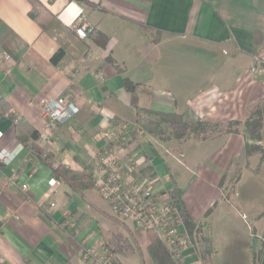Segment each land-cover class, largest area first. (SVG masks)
Returning <instances> with one entry per match:
<instances>
[{
  "label": "crops",
  "instance_id": "0c3cea01",
  "mask_svg": "<svg viewBox=\"0 0 264 264\" xmlns=\"http://www.w3.org/2000/svg\"><path fill=\"white\" fill-rule=\"evenodd\" d=\"M38 1L33 20L29 0H0V150L14 154L0 163V264H83V242L101 243L97 222L87 224L82 209L96 207V189H72L56 178L32 143L50 154L53 167L88 174L106 148L123 163L131 157L139 173L156 178L157 193L177 189L192 233L210 239L208 264H264V0ZM79 18L88 27L85 38L72 28ZM91 30L106 36L104 46ZM60 47L64 56L53 64ZM124 78L135 84L133 93ZM133 95L139 107L191 122H230L228 130L237 131L161 139L137 125ZM61 96L79 112L43 138L40 100ZM255 111L262 116L260 139L244 126ZM99 131L119 139L97 138ZM51 177L58 182L55 206L43 207ZM228 187L234 197L221 200ZM66 211L74 226L66 224ZM238 231L257 247L239 259L221 257L213 236ZM188 255L187 264H204L201 255Z\"/></svg>",
  "mask_w": 264,
  "mask_h": 264
},
{
  "label": "built area",
  "instance_id": "2783aa9c",
  "mask_svg": "<svg viewBox=\"0 0 264 264\" xmlns=\"http://www.w3.org/2000/svg\"><path fill=\"white\" fill-rule=\"evenodd\" d=\"M72 28L78 37H87L88 27L80 18L73 23ZM250 70L253 74L262 72L258 67H252ZM40 103L45 123L43 138L46 139H49L51 128L64 124L79 112V106L67 96L42 98ZM1 135L0 131V137ZM96 137L110 141L119 139L118 134L108 131H99ZM13 156L12 152L1 149L0 163L8 164ZM89 174L93 187L100 198L108 204L112 217L129 224L134 231L155 234L165 244L171 257L180 264H184L185 253L199 258L198 240L202 237L201 233H189L181 208L167 192L155 191L156 178L151 173L146 175L139 173L131 157L123 163L118 153L106 148L99 153V164ZM9 181L13 183L14 177ZM47 184L49 187L46 193L47 203L43 207H53L55 203L50 199L55 195L58 182L51 177ZM20 188L26 192L28 184L22 183ZM64 215L67 219L66 224L74 226V222L68 219L67 211ZM78 256L83 264H124L119 256L103 243L91 244L84 241L78 248Z\"/></svg>",
  "mask_w": 264,
  "mask_h": 264
},
{
  "label": "trees",
  "instance_id": "16d2710c",
  "mask_svg": "<svg viewBox=\"0 0 264 264\" xmlns=\"http://www.w3.org/2000/svg\"><path fill=\"white\" fill-rule=\"evenodd\" d=\"M32 8L29 11V16L33 20H38L37 15L34 13V9H42L41 4L38 0H29ZM97 36V42L104 46L106 44V36L102 34L99 30H91ZM90 32V33H91ZM88 34V31H87ZM64 56L63 48H58L57 51L51 56L50 61L53 64H57ZM115 67H119L116 66ZM119 71L121 68L119 67ZM124 87L127 91L133 93L135 89V84L128 78H124ZM132 102L136 109V123L141 129V131L156 134L161 139H166L169 136H174L178 140L187 139L189 137L205 139L212 135V133L219 132V123L210 124L203 121L191 122L184 118L183 115L176 112H162L155 111L150 108L139 107L135 103V97L133 95ZM5 111H2V114ZM255 111L250 115V117L245 121L244 126L252 139H260V130L262 128V116L256 114ZM232 123H228L226 132L237 131L236 128L230 129ZM235 124V123H234ZM33 140L38 139V135L33 132L31 135ZM31 152L40 157L48 166H51V172L56 178L63 180L72 189H82L89 188L92 186V181L90 174L82 171H75L63 166L53 167L50 161V154L44 153L35 144H30ZM169 196L177 203V205L182 209V204L179 199V193L176 188H173L168 192ZM185 226L190 234L195 229V224L192 223L187 217H185ZM149 236V243L147 246L148 254L152 260L153 264H180L178 261L173 259L166 248L165 244L159 240L155 234L151 232H146ZM121 236L116 235L112 237L110 241L105 242L107 246L116 256L121 253L122 243ZM111 244H110V243ZM198 250L201 255L204 264H208V260L211 254V244L210 239L207 236H202L198 240Z\"/></svg>",
  "mask_w": 264,
  "mask_h": 264
},
{
  "label": "rangeland",
  "instance_id": "374dc122",
  "mask_svg": "<svg viewBox=\"0 0 264 264\" xmlns=\"http://www.w3.org/2000/svg\"><path fill=\"white\" fill-rule=\"evenodd\" d=\"M226 126V124L221 125L219 127V130H225L227 128ZM260 147L261 150L263 146L261 145ZM234 193L235 192L231 191L228 187L227 190L224 191V196L221 200H223L224 197L233 198ZM93 195L96 207L88 209L84 205V207L82 208L85 212L83 219L87 220V224H91L92 222L96 224L97 222V226H95L93 230L101 231L99 235L97 233L100 242L104 244L105 242L110 241L112 237L120 235L122 237V249L121 253H118V255L121 261L124 262V264H153L147 249L149 243L148 234L143 231H134L129 224L123 223L112 217L108 204L102 198H100V196L96 194V192H93ZM210 210H212V208ZM235 213L237 214V218L239 219V224L246 222L245 218L242 217V211H236ZM207 216L208 214L205 215L204 218L206 219ZM213 239L214 246L220 251L221 257H225V259L227 260V256H232L233 254L234 258L236 259H239L238 255L244 257L245 252H249L248 249H250L252 246L257 247L256 240L251 241V239L247 238L246 232L244 231H238L237 237H221L215 234L213 236ZM187 254L188 253H185V256L189 257V255L187 256ZM249 254L250 253H248L247 255ZM186 261L187 260L184 261V264L188 263Z\"/></svg>",
  "mask_w": 264,
  "mask_h": 264
}]
</instances>
